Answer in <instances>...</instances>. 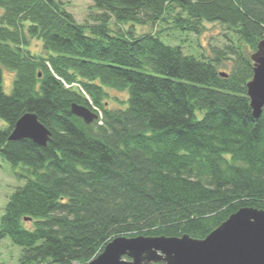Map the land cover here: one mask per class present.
Returning <instances> with one entry per match:
<instances>
[{
    "label": "trees",
    "instance_id": "1",
    "mask_svg": "<svg viewBox=\"0 0 264 264\" xmlns=\"http://www.w3.org/2000/svg\"><path fill=\"white\" fill-rule=\"evenodd\" d=\"M92 1L102 13L88 33L62 2L0 0V154L27 180L0 241L22 247L19 264H86L118 236L204 239L240 208L264 209V109L256 118L247 93L264 0ZM112 18L172 22L183 43L204 22L236 38L196 56L165 43L167 29L112 34ZM3 69L15 73L10 93ZM106 88L126 92V107L109 108ZM73 103L99 119L86 124ZM26 112L51 130L46 146L9 140Z\"/></svg>",
    "mask_w": 264,
    "mask_h": 264
},
{
    "label": "water",
    "instance_id": "2",
    "mask_svg": "<svg viewBox=\"0 0 264 264\" xmlns=\"http://www.w3.org/2000/svg\"><path fill=\"white\" fill-rule=\"evenodd\" d=\"M251 59L254 69L253 77L247 84V93L253 115L258 118L264 109V38L258 43ZM71 111L86 124L99 119V115L85 105L73 103ZM24 138L46 146L52 132L35 113L26 112L16 122L9 140ZM155 263L264 264V209L242 207L204 239H196L188 234L181 237L118 236L109 241L88 264Z\"/></svg>",
    "mask_w": 264,
    "mask_h": 264
},
{
    "label": "rangeland",
    "instance_id": "3",
    "mask_svg": "<svg viewBox=\"0 0 264 264\" xmlns=\"http://www.w3.org/2000/svg\"><path fill=\"white\" fill-rule=\"evenodd\" d=\"M56 1L62 2L65 9L70 14H72L76 22L80 25L86 26L88 33H91V26L98 24V22L94 20V17L97 14L102 13V11L93 7L94 3L92 0ZM173 26L174 24L172 22L170 24L159 23L157 25L118 23L113 18L109 22V27L112 31V34L132 31V34L135 36H140L150 32H161L164 29L173 28ZM203 26L204 27L201 30L202 32L199 35L188 32L182 34V38L186 39L185 43L179 40L181 39V37L176 38V36L180 35L179 30L167 29L172 36L167 35L168 31L166 30L161 34L164 38L165 43L171 45H178V43H183V48L186 54H193L196 56L204 55L210 58L215 57V53L212 51L213 47L223 48L227 44V41L224 37L226 34H228L227 36H229V38L227 39L231 38L232 40H235L236 38L234 33L228 31L225 26L219 23L204 22ZM29 48L33 54L45 55V52L42 48V43L37 39L30 40ZM229 60H225V62L227 63ZM222 69L223 71H230V68H224L223 66L221 67V70ZM14 78L15 73L13 71L3 69V85L7 93H10L12 90L11 88ZM107 91L109 96L106 100L109 108L116 109L126 107L128 98V94L126 92H120L113 89H107ZM6 125L7 123L2 118H0V128H4L6 127ZM24 170L25 166L23 164L14 166L9 161L4 159L0 154V219L4 214L6 204L8 203V200L10 199L12 194L17 190L18 187L25 185L27 181L25 178ZM22 255V247L15 244L10 237H6L0 241V264H19ZM96 257H94L92 260H94ZM92 260H90L89 262H91ZM89 262H87L86 264H88Z\"/></svg>",
    "mask_w": 264,
    "mask_h": 264
}]
</instances>
